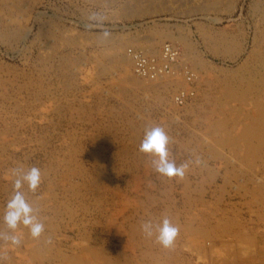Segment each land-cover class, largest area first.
<instances>
[{"label":"rangeland","instance_id":"obj_1","mask_svg":"<svg viewBox=\"0 0 264 264\" xmlns=\"http://www.w3.org/2000/svg\"><path fill=\"white\" fill-rule=\"evenodd\" d=\"M164 42L196 77L183 106L178 72L139 88L118 62ZM263 89L264 0H0V232L18 166L41 170L24 191L44 224L39 238L21 225L19 247L0 239V260L264 264ZM155 125L184 179L139 151ZM165 216L181 229L172 249L141 231Z\"/></svg>","mask_w":264,"mask_h":264},{"label":"clouds","instance_id":"obj_2","mask_svg":"<svg viewBox=\"0 0 264 264\" xmlns=\"http://www.w3.org/2000/svg\"><path fill=\"white\" fill-rule=\"evenodd\" d=\"M89 21L85 27L92 29L102 23L103 17L99 13H92L89 16ZM102 35L106 38L110 33L105 30ZM169 143L170 137L163 127L150 126L144 131L139 151L151 158V165L159 175L170 180H182L189 165L183 163L178 166L174 160L170 159ZM196 163L200 164L201 161L197 159ZM10 174L13 177V194L7 201L3 213V223L8 232H0V239L19 247L22 239L17 230L21 225L29 229L33 238H39L44 231V224L38 219L37 210L29 203L24 191L27 186V189L34 193L42 183V173L40 168L35 166L27 169L18 166L10 169ZM141 231L146 238L155 237L156 242L163 248L172 249L175 247L180 229L170 218L165 216L159 222L144 221L141 224ZM0 264H3L2 260H0Z\"/></svg>","mask_w":264,"mask_h":264},{"label":"built area","instance_id":"obj_3","mask_svg":"<svg viewBox=\"0 0 264 264\" xmlns=\"http://www.w3.org/2000/svg\"><path fill=\"white\" fill-rule=\"evenodd\" d=\"M159 50L160 51L158 54L147 55L140 49L127 47L126 53L130 54L133 59V72L141 79H151L161 74H173V69H178L177 72L181 73L182 76H184L188 87L177 88L176 91L172 94L171 100H173L176 105L181 106L183 103L190 101L194 96V91L191 87L193 84L194 74L192 71L186 69V64L179 65V63L176 62L178 54V48L176 46H173L168 42H164Z\"/></svg>","mask_w":264,"mask_h":264},{"label":"bare ground","instance_id":"obj_4","mask_svg":"<svg viewBox=\"0 0 264 264\" xmlns=\"http://www.w3.org/2000/svg\"><path fill=\"white\" fill-rule=\"evenodd\" d=\"M154 40V39H153ZM155 41V40H154ZM156 42V41H155ZM155 42H148V44H147V46H153L154 44H155ZM120 43V42H119ZM159 43V42H158ZM170 44H172V43H170ZM117 45V44H116ZM133 45H135V44H133ZM173 45V44H172ZM121 46L122 45H119V46H117V49H121ZM173 46H175V45H173ZM177 47V46H176ZM112 48H114V47H112ZM151 48V47H150ZM178 48V47H177ZM136 49V48H135ZM137 49H140L141 51H143L145 54H147L148 55V51L146 52V49H142V48H137ZM115 51V50H114ZM117 51V50H116ZM151 51V50H150ZM159 51L160 50H158V53H159ZM157 53V54H158ZM121 55V54H120ZM119 57V56H118ZM117 59V58H116ZM180 53H179V51H178V54H177V58H176V62H178L179 63V65H185V64H183V63H181L180 62ZM132 61V62H131ZM118 62L123 66V67H131V63H133V59H132V57H131V55L130 54H127V57L126 56H123V55H121V57H119V60H118ZM120 65V66H121ZM187 67H186V69H188L189 71H191V67L190 66H188V65H186ZM132 68V67H131ZM133 70V69H132ZM177 70L178 69H176L175 70V68L173 69V71H174V73L175 72H177ZM134 73V72H133ZM173 73V74H174ZM173 74H161V75H158V76H155V77H153V78H151V79H148V78H140V77H138L135 73H134V75H135V77H137V79H138V86L140 85L141 86V88H147V87H149V86H153V85H155L156 86V83H163V82H167L166 80H168V79H170L171 77H173V76H171V75H173ZM194 74V73H193ZM179 75L182 77V74L181 73H179ZM178 75V76H179ZM176 77V76H175ZM184 77V76H183ZM195 75H194V79H193V84H192V88H193V91H194V96H193V98L190 100V101H192L193 99H194V97H195V95H196V88L194 89V87H195ZM213 81V80H212ZM173 83V82H172ZM198 83V82H197ZM161 85V84H160ZM159 85V86H160ZM187 86H188V84H186ZM184 86V87H182V88H187V86ZM136 86V85H135ZM140 86H139V88H140ZM151 86V87H152ZM154 86V87H155ZM137 87V86H136ZM197 87V86H196ZM156 90V89H155ZM264 90V89H263ZM190 101H188V102H190ZM172 102H173V100H172ZM188 102H185V103H183L181 106H183V105H185V104H187ZM173 104L174 105H176V103H174L173 102ZM178 106V105H177ZM217 110V109H216ZM263 113H262V117H264V111H262ZM211 115V114H210ZM210 119V118H209ZM228 132V131H227ZM209 135V134H208ZM212 136V135H211ZM256 142V141H255ZM232 149H234V148H232ZM243 149V148H242ZM215 150V149H214ZM218 150V149H217ZM247 154V153H246ZM220 155V154H219ZM241 155V154H240ZM246 160V159H245ZM247 161V160H246ZM254 161V160H253ZM249 162V161H248ZM252 164V163H251ZM250 177V176H249ZM260 194V193H259ZM216 207V206H215ZM105 208V207H104ZM123 213V212H122ZM200 213V212H199ZM221 213V212H220ZM201 215V214H200ZM207 216H209V215H207ZM214 216V215H213ZM197 217V216H196ZM226 217V216H225ZM189 220V219H188ZM204 220V219H203ZM226 220H227V218H226ZM225 220V221H226ZM190 222V221H189ZM206 222V221H205ZM210 222V221H209ZM213 222V221H212ZM211 225V224H210ZM191 226V225H190ZM223 227V226H222ZM183 228V227H182ZM212 228V227H211ZM231 228V227H230ZM196 229V228H195ZM181 230V229H180ZM214 230V229H213ZM219 230V229H218ZM188 231V230H187ZM204 231V230H203ZM186 232V231H185ZM188 234V233H187ZM210 234V233H209ZM240 236V235H239ZM237 250V249H236ZM29 257V256H28ZM30 258V257H29ZM28 259V258H27ZM29 261V260H28ZM32 261V260H31ZM32 263V262H31ZM221 263V262H220ZM27 264V263H26ZM30 264V263H29Z\"/></svg>","mask_w":264,"mask_h":264}]
</instances>
